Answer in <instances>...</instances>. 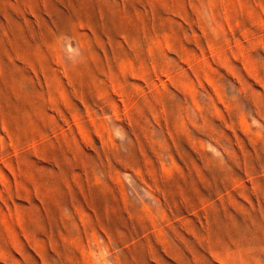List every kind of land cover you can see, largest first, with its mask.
<instances>
[{
	"label": "rangeland",
	"instance_id": "1",
	"mask_svg": "<svg viewBox=\"0 0 264 264\" xmlns=\"http://www.w3.org/2000/svg\"><path fill=\"white\" fill-rule=\"evenodd\" d=\"M0 264H264V0H0Z\"/></svg>",
	"mask_w": 264,
	"mask_h": 264
}]
</instances>
